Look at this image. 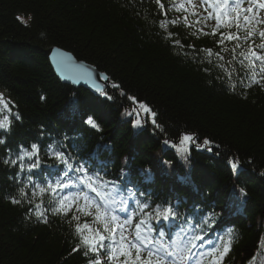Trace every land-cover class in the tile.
Wrapping results in <instances>:
<instances>
[{"label": "trees", "instance_id": "trees-1", "mask_svg": "<svg viewBox=\"0 0 264 264\" xmlns=\"http://www.w3.org/2000/svg\"><path fill=\"white\" fill-rule=\"evenodd\" d=\"M176 1L0 0V106L7 110L0 122L8 124L0 128V264L136 258L132 248L130 258L113 253L110 259L108 239L96 251L85 245L83 237H108L105 224L117 235V226L74 188H55L64 165L51 157L49 145L73 168L83 165L113 182L129 209L136 200L149 204L132 219V230L145 213L155 216L157 206L171 205L175 221L150 219L153 235L190 241L203 234L197 244L208 248L223 237L231 243L221 264H264V72L256 62L253 78V66L241 55L250 56V47L261 50L264 38L256 23L236 17L203 27L195 16L185 20ZM248 30L254 34L245 40ZM229 33L239 39L220 43ZM53 45L106 72L104 92L63 83L47 54ZM139 103L156 113L158 127L144 121ZM137 113L142 127L134 126ZM89 117L97 127L86 124ZM183 134L198 142L187 152ZM32 144L39 145L41 166L21 172L20 163L37 158L18 159L21 146L31 151ZM232 161H239L235 170Z\"/></svg>", "mask_w": 264, "mask_h": 264}, {"label": "snow or ice", "instance_id": "snow-or-ice-1", "mask_svg": "<svg viewBox=\"0 0 264 264\" xmlns=\"http://www.w3.org/2000/svg\"><path fill=\"white\" fill-rule=\"evenodd\" d=\"M209 0H205V3H208ZM229 3V0H223V5L227 6ZM251 5H256L259 9H264V0H250ZM215 8L217 9V15L216 19L219 23V21L224 17L231 14H235L237 10H242L243 12L251 14L253 11V8L250 6L246 9H241V0H233V6L230 8L227 12L223 10V7L220 3H217L215 5ZM209 16H212V13H209ZM237 19L239 17L237 16ZM245 24H251L253 21H255L257 24L264 23V21L258 20L255 16H249L245 15L243 17ZM163 26V25H162ZM237 27L239 25L237 24ZM215 34V32L213 33ZM254 34L253 30H248L246 36L244 37L245 40L249 39ZM259 36L261 38H264V31L259 32ZM225 39L233 40V39H239L238 36L234 34H227L226 36L224 34H221L220 37V43H223ZM259 48L261 50H264V44L259 45ZM249 55H245L244 53H241V55L244 56L245 59L249 60L250 65L253 66V78L255 77V70L254 66L257 61L260 63L261 70L264 71V54L258 53L253 48H249ZM58 56L54 57L56 67L61 72H71L72 75L68 77L69 79H77V80H83L87 79L88 81L93 80V73L87 69H82L79 66L71 65L69 61L71 60L70 56H65L63 53H61L59 50H57ZM209 54L210 50H209ZM243 63V61H241ZM103 80H107L108 77L104 76L102 77ZM94 88H98L97 85H93ZM112 87H119L118 85H112ZM110 99V97H108ZM139 109L142 110V116L144 118V121L150 122L152 125L158 127L156 122V113L152 111V109L146 105L145 103H139L138 105ZM18 118V116H17ZM86 124L92 127H97L95 124V121L89 117L86 119ZM134 126H143V122L141 119V114L137 113V118L134 120ZM8 124L6 122H0V128H7ZM0 143H4L2 139H0ZM166 144H169V142H165ZM198 143L196 138L191 134H183L180 139V146L181 150L184 152L189 151V146L191 144ZM204 145L208 146L207 150L212 151L211 147V141L204 140ZM171 147H176L175 144H170ZM31 151L28 149H25L23 146H21V155L18 157L20 161H23L25 158L31 160L32 157L36 156L34 162L29 163L25 165L24 163H20V171L24 172L27 170L28 172H32L33 170H37L41 166V161L38 158V152H39V145L32 144ZM49 154L52 158H54L58 164L64 165V169L62 171V177L63 180H57L55 181V188L60 189L61 192H63L64 189H72L76 188L78 186H83L85 192H84V199L88 200L89 196L88 193H94L95 197L98 198L106 208V213H101V216H104L106 220H110L113 225H116L118 221L121 220L120 213H125L126 218L123 220L124 224H130L132 219L138 215L141 212H144L145 209L149 208L148 203H141L139 200L135 201L136 208L135 209H129L127 204V201H124L121 199L122 196V190L118 189L117 186L113 182L109 181H103L101 178L97 175H91L88 173L87 169L81 165L79 167L73 168L72 164L69 162L68 157L64 154V152L59 150H54L52 145L48 146ZM4 163H9L8 160H5ZM12 165L17 164V159L11 160ZM231 167L235 170L239 167V161H232ZM69 173H79L78 176H70ZM78 182V183H77ZM50 188L52 187V184L48 185ZM21 192H23V189H21ZM242 194H244L242 192ZM76 195H80V193H76ZM141 196L143 193L140 194ZM132 196H135V193H132ZM67 197H65L66 199ZM112 203L114 205H119L118 207L113 208H107L108 203ZM12 203H19L18 200L13 199ZM97 211H100V205L97 204ZM37 215L39 216L40 213L37 212ZM101 216H97L96 219H100ZM150 219H154L157 224H160L161 221H163L165 224L169 222V220L175 221L176 219V213L173 211V207L171 205L165 206L161 208L160 206H157L155 209V216H153L152 212L145 213L144 217L139 220V222L136 224V231L135 236L136 239L133 241H130L129 244L125 243L126 237L123 235V228L121 227V232L119 235V238H117L116 235V229L112 228L109 229L107 224H105V231L109 232V236L106 237L102 234L97 233L95 236H86L83 237V242L86 246L90 248L91 251L97 250V243L100 244V247H103V241L108 239L111 248L109 250V258L113 259V253H116L117 255H123L126 258L131 257V249H136L137 255L135 260L126 259L124 261V264H154L153 257H156L155 264H161L159 254L154 251L152 248L149 247L151 243H153L151 239V234L155 231L151 227V224L148 223ZM191 222L189 221V224ZM205 223H207V220H205ZM85 228H89L87 224L84 225ZM80 231V229H77ZM89 232H91V229L89 228ZM228 234H231V229L228 230ZM160 235L163 236V230H161ZM204 239L203 234H196L193 235L190 238V247L188 251L191 255L199 256L201 259L197 261V264H203V258L204 257H211L209 264H221L224 255L227 254V252L230 250V240H225L223 237H219L217 242L213 244L212 241H209V247L205 252H198V253H192V249H196L198 247H203V245H198L197 241H202ZM130 245V247H129ZM147 249L148 251V258L142 259L140 256V252L142 250ZM88 253L85 252V255ZM167 255H174V253H167ZM190 255V258H191ZM95 264H99V261L95 262Z\"/></svg>", "mask_w": 264, "mask_h": 264}, {"label": "rangeland", "instance_id": "rangeland-1", "mask_svg": "<svg viewBox=\"0 0 264 264\" xmlns=\"http://www.w3.org/2000/svg\"><path fill=\"white\" fill-rule=\"evenodd\" d=\"M217 3H220L223 7V10L225 11L228 9L230 6H233V0H229V3L227 6L223 5V0H209L208 3H205V0H178L177 4L181 6V10L183 11L182 13V18L187 19V14L189 12H195V13H201L202 15L206 17H210L209 13L211 12L212 15L217 13V9L215 8V5ZM252 7L253 11L251 14L243 12L242 10H239L241 14L243 15H260L262 14L263 9H259L256 5H251L250 0H241V9H246L248 7ZM263 15V14H262ZM202 20V19H201ZM263 54L262 52H258ZM4 111L5 116L7 113V110L4 107L0 106V113ZM84 192H81V198L84 199ZM89 199L85 201H92V197H90L88 193ZM91 203H94L93 201ZM119 205H114L113 207H118ZM109 208V205L107 206ZM102 212L106 213V208L105 206H102ZM126 218L122 216V221L121 225L123 227V235L126 237L125 243H129L130 241H133L136 239V236L133 237L130 235L129 232H125L127 225L123 223V220ZM121 230V229H120ZM151 239L153 243L149 245L150 248L153 250H157L162 252L164 255L171 257L175 262L179 264H194L197 263L198 260L201 258L196 255H191L190 252L188 251L189 247L187 245L186 239H174L170 242H162L151 236ZM208 248H196L192 249V253H198V252H205ZM167 253H174V255H167ZM191 255V258H190Z\"/></svg>", "mask_w": 264, "mask_h": 264}, {"label": "water", "instance_id": "water-1", "mask_svg": "<svg viewBox=\"0 0 264 264\" xmlns=\"http://www.w3.org/2000/svg\"><path fill=\"white\" fill-rule=\"evenodd\" d=\"M57 50H59L61 53H63L65 56H70L71 60L69 63L71 65L79 66L82 69H87L93 73V80L88 81L87 79L83 80H77V79H69L72 75L71 72H61L59 69L56 67L55 59L54 57L58 56ZM47 54L50 60V63L55 71V73L58 74L60 80L63 83L69 84L73 87H84L89 89L95 94H100L102 93L105 88L107 83L109 82V75L106 72L101 71L98 69V67L84 59L78 58L72 51L65 49L61 46L58 45H53L47 50ZM107 76V80H103L102 77ZM93 85H97L98 88H94Z\"/></svg>", "mask_w": 264, "mask_h": 264}, {"label": "bare ground", "instance_id": "bare-ground-1", "mask_svg": "<svg viewBox=\"0 0 264 264\" xmlns=\"http://www.w3.org/2000/svg\"><path fill=\"white\" fill-rule=\"evenodd\" d=\"M56 75L58 76V74L56 73ZM59 77V76H58ZM169 259V258H168Z\"/></svg>", "mask_w": 264, "mask_h": 264}]
</instances>
